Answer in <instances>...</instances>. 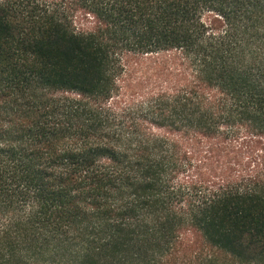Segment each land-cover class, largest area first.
Returning a JSON list of instances; mask_svg holds the SVG:
<instances>
[{
	"label": "trees",
	"instance_id": "1",
	"mask_svg": "<svg viewBox=\"0 0 264 264\" xmlns=\"http://www.w3.org/2000/svg\"><path fill=\"white\" fill-rule=\"evenodd\" d=\"M0 264H264V0H0Z\"/></svg>",
	"mask_w": 264,
	"mask_h": 264
}]
</instances>
